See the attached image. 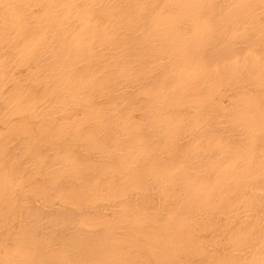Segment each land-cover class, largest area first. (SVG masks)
Here are the masks:
<instances>
[{
    "label": "bare ground",
    "instance_id": "obj_1",
    "mask_svg": "<svg viewBox=\"0 0 264 264\" xmlns=\"http://www.w3.org/2000/svg\"><path fill=\"white\" fill-rule=\"evenodd\" d=\"M0 264H264V0H0Z\"/></svg>",
    "mask_w": 264,
    "mask_h": 264
}]
</instances>
